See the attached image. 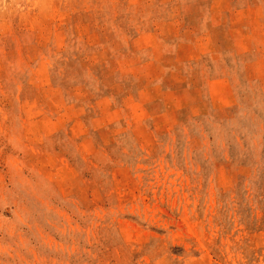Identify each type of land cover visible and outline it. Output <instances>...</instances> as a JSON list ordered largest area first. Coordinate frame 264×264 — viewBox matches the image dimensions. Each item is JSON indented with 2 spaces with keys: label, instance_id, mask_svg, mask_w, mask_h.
<instances>
[{
  "label": "rangeland",
  "instance_id": "rangeland-1",
  "mask_svg": "<svg viewBox=\"0 0 264 264\" xmlns=\"http://www.w3.org/2000/svg\"><path fill=\"white\" fill-rule=\"evenodd\" d=\"M0 264H264V0H0Z\"/></svg>",
  "mask_w": 264,
  "mask_h": 264
}]
</instances>
